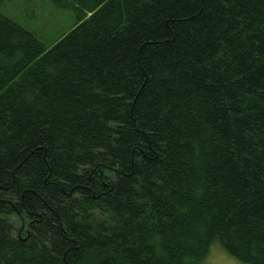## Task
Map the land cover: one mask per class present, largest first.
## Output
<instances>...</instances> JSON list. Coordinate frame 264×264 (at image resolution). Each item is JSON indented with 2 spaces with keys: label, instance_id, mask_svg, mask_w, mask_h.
Listing matches in <instances>:
<instances>
[{
  "label": "trees",
  "instance_id": "trees-1",
  "mask_svg": "<svg viewBox=\"0 0 264 264\" xmlns=\"http://www.w3.org/2000/svg\"><path fill=\"white\" fill-rule=\"evenodd\" d=\"M0 10V264H264V0Z\"/></svg>",
  "mask_w": 264,
  "mask_h": 264
},
{
  "label": "rangeland",
  "instance_id": "rangeland-1",
  "mask_svg": "<svg viewBox=\"0 0 264 264\" xmlns=\"http://www.w3.org/2000/svg\"><path fill=\"white\" fill-rule=\"evenodd\" d=\"M0 10L46 46L52 45L75 25V13L68 8H58L51 0H0ZM203 261V264H244L216 242Z\"/></svg>",
  "mask_w": 264,
  "mask_h": 264
}]
</instances>
